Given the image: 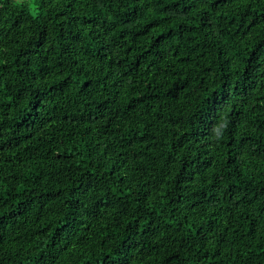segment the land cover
Returning a JSON list of instances; mask_svg holds the SVG:
<instances>
[{
    "label": "trees",
    "instance_id": "16d2710c",
    "mask_svg": "<svg viewBox=\"0 0 264 264\" xmlns=\"http://www.w3.org/2000/svg\"><path fill=\"white\" fill-rule=\"evenodd\" d=\"M0 264H264V0H0Z\"/></svg>",
    "mask_w": 264,
    "mask_h": 264
},
{
    "label": "rangeland",
    "instance_id": "374dc122",
    "mask_svg": "<svg viewBox=\"0 0 264 264\" xmlns=\"http://www.w3.org/2000/svg\"><path fill=\"white\" fill-rule=\"evenodd\" d=\"M14 1L18 3L25 2L28 3L30 6H33V0H14Z\"/></svg>",
    "mask_w": 264,
    "mask_h": 264
}]
</instances>
